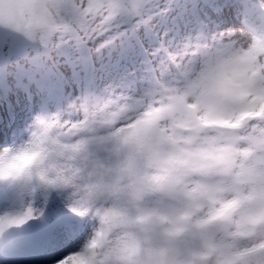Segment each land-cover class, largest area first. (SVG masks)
I'll list each match as a JSON object with an SVG mask.
<instances>
[{
  "label": "clouds",
  "instance_id": "1",
  "mask_svg": "<svg viewBox=\"0 0 264 264\" xmlns=\"http://www.w3.org/2000/svg\"><path fill=\"white\" fill-rule=\"evenodd\" d=\"M153 2L0 0V33L86 40ZM0 178L20 210L56 194L88 218L67 264H264V43L215 32L131 99L33 117Z\"/></svg>",
  "mask_w": 264,
  "mask_h": 264
},
{
  "label": "rangeland",
  "instance_id": "2",
  "mask_svg": "<svg viewBox=\"0 0 264 264\" xmlns=\"http://www.w3.org/2000/svg\"><path fill=\"white\" fill-rule=\"evenodd\" d=\"M242 0H154L152 6L131 23L137 37L142 42L138 46L134 37L127 29L128 24H117L109 34L100 35L93 40H73L68 37L54 39L49 46L41 47L29 43L19 37L9 35L0 44V66H3L9 75L11 85L15 79H28L25 86L28 88L38 84L40 100L34 107L24 106L19 98L17 86L14 91V103H5L0 107V148L7 147L25 135V130L33 117L42 116L43 108H48L51 116L54 103L62 104V112L83 111V107L91 110L94 107L106 105L121 99H131L148 85L144 69V62L140 56L142 46L152 54L151 60L157 70V76L165 75L169 58L182 48H187L195 42L205 39L212 33L224 30H236L253 40L256 36L264 37V0H247L250 5V16L247 20L241 18L238 2ZM244 1V0H243ZM221 2L234 6V12L224 10L219 13L216 5ZM237 4V5H234ZM254 16L260 23L255 22ZM253 18L252 20H249ZM253 29V31H251ZM83 42L81 53L84 59L92 64L91 77L94 80L93 88L88 96H83L82 86L72 84V66L81 65L77 59L78 43ZM74 70V69H73ZM49 98L45 93L50 92ZM7 107V109H4ZM5 116V117H2ZM7 203L14 205L17 193L11 185L5 186ZM50 209L46 205L44 214L48 219L65 213L72 219V225L66 227L89 229L87 217L80 218L69 212L60 202L48 198ZM59 229V228H57ZM56 229V230H57ZM69 243V241H65ZM45 259H43L44 261ZM52 263V261H51Z\"/></svg>",
  "mask_w": 264,
  "mask_h": 264
},
{
  "label": "snow or ice",
  "instance_id": "3",
  "mask_svg": "<svg viewBox=\"0 0 264 264\" xmlns=\"http://www.w3.org/2000/svg\"><path fill=\"white\" fill-rule=\"evenodd\" d=\"M112 28L113 27L100 31L92 30L87 35L86 39L93 40L100 35H107ZM85 145L87 147V141H85ZM51 197L52 201L56 202V194H52ZM62 199L63 198L59 199L60 202H62ZM69 203L71 204L72 211H80L77 201H72L70 199ZM46 205L49 207L51 214V205L48 204L47 196H45L42 201H37L35 206L29 203L23 210H20L17 204L10 205L6 200L0 201V234L10 229L19 228L29 220H39L44 214L43 210ZM87 232L88 228L80 229L79 227H60L52 231L48 237L47 254L43 264H51L52 260H55L57 264H67L65 257L68 256L70 252L76 251ZM65 241H69V243H65ZM256 260L262 261L264 260V256H258Z\"/></svg>",
  "mask_w": 264,
  "mask_h": 264
},
{
  "label": "bare ground",
  "instance_id": "4",
  "mask_svg": "<svg viewBox=\"0 0 264 264\" xmlns=\"http://www.w3.org/2000/svg\"><path fill=\"white\" fill-rule=\"evenodd\" d=\"M261 42H262V40H261ZM262 43H263V42H262ZM6 100H7V99H6V95H5V93H4V92L2 93V91H0V106L3 105L2 101L5 102ZM0 108H1V107H0ZM14 205H16V203H15ZM60 227H66V226H59L58 228H60ZM40 229H41V228H40ZM14 231H15V230H14ZM19 231H20V232H23V230H21V229H20ZM44 232H45V231H44ZM13 234H15V233H13ZM4 237H8V238H10V240L12 241L11 231L8 232L6 235H4ZM36 238H39V239H40V238H44V234L39 233V236L36 237ZM17 250H21V251H22V250H24V248H23L22 246L19 247V248L16 247V249L14 250V252H17ZM43 255H44V254H42V253L39 255V260L42 259V257H44ZM31 264H32V262H31ZM52 264H57V262H56L55 260H53V261H52Z\"/></svg>",
  "mask_w": 264,
  "mask_h": 264
},
{
  "label": "water",
  "instance_id": "5",
  "mask_svg": "<svg viewBox=\"0 0 264 264\" xmlns=\"http://www.w3.org/2000/svg\"><path fill=\"white\" fill-rule=\"evenodd\" d=\"M8 36V34H5V33H0V43L3 41V39L5 38V37H7Z\"/></svg>",
  "mask_w": 264,
  "mask_h": 264
}]
</instances>
